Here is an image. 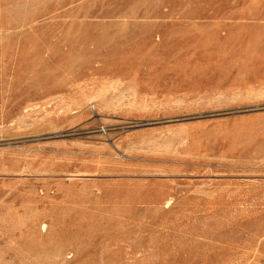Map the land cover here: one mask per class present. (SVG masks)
<instances>
[{
  "label": "rangeland",
  "instance_id": "374dc122",
  "mask_svg": "<svg viewBox=\"0 0 264 264\" xmlns=\"http://www.w3.org/2000/svg\"><path fill=\"white\" fill-rule=\"evenodd\" d=\"M0 264H264V0H0Z\"/></svg>",
  "mask_w": 264,
  "mask_h": 264
}]
</instances>
